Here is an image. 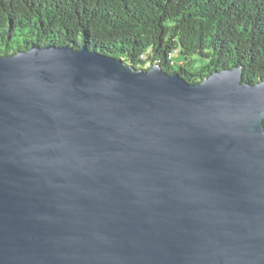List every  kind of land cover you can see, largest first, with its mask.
<instances>
[{
  "label": "water",
  "instance_id": "obj_1",
  "mask_svg": "<svg viewBox=\"0 0 264 264\" xmlns=\"http://www.w3.org/2000/svg\"><path fill=\"white\" fill-rule=\"evenodd\" d=\"M242 80L0 55V264H264V80Z\"/></svg>",
  "mask_w": 264,
  "mask_h": 264
},
{
  "label": "trees",
  "instance_id": "obj_2",
  "mask_svg": "<svg viewBox=\"0 0 264 264\" xmlns=\"http://www.w3.org/2000/svg\"><path fill=\"white\" fill-rule=\"evenodd\" d=\"M51 43L159 65L190 83L241 64L242 81L257 83L264 0H0V55ZM193 54L207 57L199 69L185 65Z\"/></svg>",
  "mask_w": 264,
  "mask_h": 264
},
{
  "label": "rangeland",
  "instance_id": "obj_3",
  "mask_svg": "<svg viewBox=\"0 0 264 264\" xmlns=\"http://www.w3.org/2000/svg\"><path fill=\"white\" fill-rule=\"evenodd\" d=\"M207 62V57L198 56L197 54H193L188 63H186V67L191 69H199L201 65Z\"/></svg>",
  "mask_w": 264,
  "mask_h": 264
}]
</instances>
